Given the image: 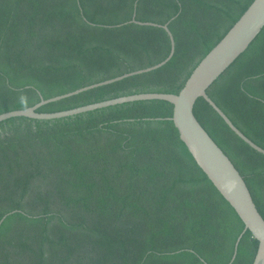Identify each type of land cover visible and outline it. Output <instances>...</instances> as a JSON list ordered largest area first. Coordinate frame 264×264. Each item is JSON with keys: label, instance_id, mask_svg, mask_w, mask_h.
Segmentation results:
<instances>
[{"label": "trees", "instance_id": "trees-1", "mask_svg": "<svg viewBox=\"0 0 264 264\" xmlns=\"http://www.w3.org/2000/svg\"><path fill=\"white\" fill-rule=\"evenodd\" d=\"M252 1L0 0V113L164 60V24L174 52L163 65L36 111L178 93ZM207 94L264 149V27ZM172 108L149 99L0 121V264H252L257 240L180 140ZM193 113L264 219V154L203 97Z\"/></svg>", "mask_w": 264, "mask_h": 264}, {"label": "water", "instance_id": "water-1", "mask_svg": "<svg viewBox=\"0 0 264 264\" xmlns=\"http://www.w3.org/2000/svg\"><path fill=\"white\" fill-rule=\"evenodd\" d=\"M145 24L153 23L145 22ZM162 26L168 32L171 40L170 53L164 60L152 66L130 71L114 78L83 86L61 95L41 99L33 106L24 109L0 113V121L15 116H26L37 119L59 118L136 100L159 99L168 101L173 106L172 115L169 119L176 127L180 140L185 144L198 167L243 222L244 229L242 233L245 230H249L253 238L257 240L258 245L252 264H264V219L257 210L250 191L239 171L201 126L193 113L196 100L199 97H203L236 135L248 143L252 148L264 154V149L245 136L207 94L208 87L247 49L264 27V0H253L249 4L225 35L194 67L178 93H134L66 110L55 112L36 111L39 106L47 102L77 94L92 87L108 84L129 75L147 72L163 65L174 52V40L167 24ZM3 218L4 217L0 219V222ZM242 233L237 237L235 248L238 245ZM235 254L236 251L231 260H233Z\"/></svg>", "mask_w": 264, "mask_h": 264}]
</instances>
